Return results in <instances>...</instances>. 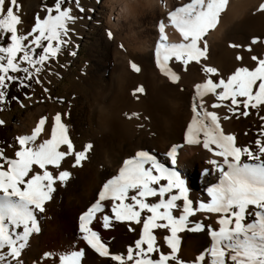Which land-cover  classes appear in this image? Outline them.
<instances>
[{
  "label": "snow or ice",
  "instance_id": "6c2138e0",
  "mask_svg": "<svg viewBox=\"0 0 264 264\" xmlns=\"http://www.w3.org/2000/svg\"><path fill=\"white\" fill-rule=\"evenodd\" d=\"M62 4L63 0H55L54 7L47 8L48 14L43 18L36 16L34 26L23 35L18 34L17 28L21 23L18 0H0V105L6 101L4 90L8 88V82L20 79L22 86L26 87L23 80H30L34 74L38 76L41 66L56 57L62 45L67 43L64 38L69 34V22H74L76 17ZM228 5L229 0H189L168 11V23L179 34V42L170 43L165 23L159 22L154 54L160 73L175 84L181 77L169 62H178L185 72L195 62L201 66L206 78L194 85L193 115L184 132L183 143L172 144L165 154L170 166L160 163L147 150L135 151L134 155L123 159L115 175L104 180L94 202L79 216L78 231L88 249L99 257L109 258L114 264H264V126L260 132L262 138L255 140L254 149L238 146L236 136L225 132L217 112L209 111L205 106V97L212 95L218 103H212L211 108L223 106L235 113L242 105L245 117L249 115V108L264 107V58L253 55L254 67H236L226 79L221 77L218 81L214 78L221 76L219 70L202 64L207 60L208 52L205 37L220 24ZM77 7L80 12L84 11L79 7V0ZM256 11L264 13V2ZM107 36L111 39L113 33L108 31ZM257 43L264 41L256 37L250 41L251 45ZM120 47L123 48V44ZM229 47L239 48L241 45L233 43ZM38 49L42 51L37 54ZM248 50L251 51V47ZM236 60L240 61L242 57L237 55ZM129 63L133 71H140L137 64ZM18 73H24V76L13 75ZM144 92V87L139 86L133 95ZM224 101H230V105H223ZM125 115L128 119H139L137 113ZM223 119L227 121L229 116L225 115ZM260 119L264 120V116ZM4 123L0 120V125ZM46 123L47 117L42 116L30 134L15 138L19 147L14 151V158L7 157L0 149V250L6 249L0 251V264H23L22 252L30 246V238L41 233L47 204L54 199L59 188H66L73 179L71 170H61L62 162L74 157L71 168H82L93 149L92 143L85 144L81 151L74 149L59 112L52 117L48 138L37 142L46 130ZM185 145L202 146L215 157L205 163L211 166L213 174H218V180L206 189L209 199L198 201L196 207L177 170L178 154ZM208 172L209 169L205 168L201 175ZM153 197H158V201L149 202L148 198ZM177 201L183 202L178 217L173 215V209L178 207ZM104 202L110 203L111 216L104 214ZM250 206L252 212L248 211ZM196 212L217 214L218 227L205 226L201 222L189 226V218ZM253 212L255 218L245 222ZM98 213L103 216L105 229L113 226V220L127 222L129 232L135 231L133 224H142L139 238L134 247L126 248V254L111 252L109 245L90 227ZM144 213L147 214L142 215ZM154 229H166L170 233L164 237L170 249L168 253L162 252L157 245ZM185 231L206 232L210 237V246L200 251L191 262L178 256L181 244L178 233ZM155 253H159L158 258H154ZM43 255L49 257L51 253ZM85 257L86 251L81 248L61 254L59 264H82Z\"/></svg>",
  "mask_w": 264,
  "mask_h": 264
},
{
  "label": "bare ground",
  "instance_id": "6f19581e",
  "mask_svg": "<svg viewBox=\"0 0 264 264\" xmlns=\"http://www.w3.org/2000/svg\"><path fill=\"white\" fill-rule=\"evenodd\" d=\"M188 2L189 0H103L96 11V17L105 21L113 37L110 39L107 36L108 31L100 32L92 50L93 65L90 74H80L75 79L74 98L63 106L34 104L26 109L24 115L17 117L14 129L19 135L30 134L39 119L47 117L46 130L37 140L40 142L48 138L52 117L59 112L76 151L83 150L87 143L93 144L89 159L83 163L82 168H71L74 157H68L62 162L61 170H71L73 179L66 188H59L54 199L47 204L46 214L42 218V231L30 238V246L22 252L23 264H59L61 254L79 251L81 248L86 251L82 264H114L109 258H101L88 249L78 231V218L94 202L104 180L118 172L124 158L134 155L137 150H147L160 163L170 166L166 163L167 150L172 144L183 143L184 132L193 115L191 104L194 85L202 82L206 76L194 71L195 68L201 69L195 62L185 72L183 66L173 60L169 62L170 66L181 77L179 82L173 84L156 67L154 53L161 20L166 25L165 33L169 42L180 41L179 34L168 23L167 12ZM261 2L264 0H229L220 24L205 37L208 52L207 60L202 61V64L219 70L221 76L215 77V80L218 81L221 77L226 79L235 70L230 74L226 73L230 63H235L236 67H254L255 61L248 58L246 52L258 50L259 53L260 50L262 54L257 58H264V43L251 45V39L233 37L227 31L235 20L246 22L253 20L252 16L256 17L257 24H264V13L256 11ZM113 5L120 7L114 8ZM263 36L255 37L264 41ZM233 43L241 47H229ZM121 44L123 48L120 47ZM249 47L251 51L248 50ZM237 55L242 60L237 61ZM129 61L137 64L140 71H133ZM139 86L144 87V94L133 95L134 89ZM196 102L199 103V100ZM212 103H218L214 96L205 97L207 110L217 112L225 132L236 136L238 146L254 149L255 140L262 138L260 132L264 120L260 117L264 116V107L249 108V115L245 117L242 115V105L233 113L223 106L213 109ZM223 105H230V101H224ZM132 113H137L139 119H128L125 115ZM225 115L229 116L227 121L223 119ZM145 117L148 119H144ZM138 125L143 127H137ZM114 146L120 155L118 159L109 153ZM209 158L215 157L202 146L185 145L178 154L177 170L185 181L194 207L198 201L206 202L209 199L206 189L218 180V174H213L211 166L205 163ZM205 168L209 172L201 175ZM148 199L149 202L158 201V197ZM104 203V214L111 216L110 203ZM177 205L173 209V215L178 217L183 202L177 201ZM145 214L147 213L142 215ZM212 216L217 219V214L196 212L189 218V226ZM102 219V214L98 213L90 227L109 245L111 252L126 254L128 246L134 247L142 224H133L135 231L129 232L127 222L113 220V226L105 229ZM211 225L218 227L216 221L211 222ZM153 234L161 251L168 253L170 249L167 248L164 237L170 233L166 229H154ZM178 235L181 241L178 256L186 262L194 261L200 251L210 246V237L206 232L185 231ZM45 252L51 255L44 257ZM158 255L159 253L153 254L154 258H158Z\"/></svg>",
  "mask_w": 264,
  "mask_h": 264
},
{
  "label": "rangeland",
  "instance_id": "374dc122",
  "mask_svg": "<svg viewBox=\"0 0 264 264\" xmlns=\"http://www.w3.org/2000/svg\"><path fill=\"white\" fill-rule=\"evenodd\" d=\"M102 1L99 0V3H97V0H79V7L84 8L83 12L79 11L77 0L62 6L70 8L72 10L71 14L76 17L74 22H69V34L64 38L67 43L62 45L56 57H51L41 66L42 71L38 76L33 75L32 79L34 83L30 93L13 108L0 112V120H4L5 122L3 125H0L1 129L6 128V134H0V149H3L7 157H14V151L19 147L15 139L19 134L14 129V123L17 117L24 115L26 109L32 107L34 104L42 103L45 106L52 104L55 106H63L64 104H68L75 96L73 89L75 79L80 74L87 76L90 74L93 65L91 55L93 54L94 44L102 30L109 31L105 21L96 17V11ZM18 3L21 5L18 13L21 18V23L17 28L18 34L23 35H27L34 26L36 16L43 18V16L48 14L47 8L54 7L52 0L49 2H45L44 0H18ZM89 9H92V11H89ZM251 12L249 14H252ZM52 14H55V11ZM252 19L246 22L235 20L227 28L228 34L233 37H242L244 40L264 35V24H257L255 16H252ZM40 51L42 49H39ZM257 51L246 52V55L248 58H251L253 55L261 56L262 52L259 50L258 53ZM22 67H27V65L22 64ZM235 68L236 64L230 63L226 68V73L230 74ZM199 69L195 68L194 71L203 75L204 73ZM37 79L39 83H37ZM44 89L48 91L45 92ZM109 153L112 157L120 158L118 149L115 146L114 148L112 147V151ZM248 211H253L251 206ZM254 218L253 212L251 216L246 217L245 222H250ZM215 221L216 218L212 216L198 222L207 226ZM212 227L216 228L215 226ZM0 251H6V249Z\"/></svg>",
  "mask_w": 264,
  "mask_h": 264
},
{
  "label": "trees",
  "instance_id": "16d2710c",
  "mask_svg": "<svg viewBox=\"0 0 264 264\" xmlns=\"http://www.w3.org/2000/svg\"><path fill=\"white\" fill-rule=\"evenodd\" d=\"M45 2H49L50 0H44ZM55 4V0H52ZM76 0H63V5L69 2H75ZM39 53V49L37 50V54ZM17 75L18 77H23L24 73H18V74H13ZM33 79L31 78L30 80H23V85L21 84V80L17 79L16 81L8 82V88L5 89L6 93V101L3 105H0V112L2 111H7L14 106H16L22 99H24L29 93L31 88L33 87ZM15 97L16 99H13ZM0 134L5 135L6 134V128L1 129L0 126ZM1 143V141H0Z\"/></svg>",
  "mask_w": 264,
  "mask_h": 264
}]
</instances>
